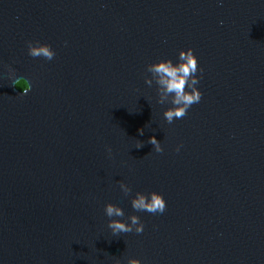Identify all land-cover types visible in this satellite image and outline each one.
<instances>
[{
	"label": "water",
	"instance_id": "1",
	"mask_svg": "<svg viewBox=\"0 0 264 264\" xmlns=\"http://www.w3.org/2000/svg\"><path fill=\"white\" fill-rule=\"evenodd\" d=\"M189 48L202 99L169 124L147 66ZM130 259L264 264V0H0V264Z\"/></svg>",
	"mask_w": 264,
	"mask_h": 264
},
{
	"label": "clouds",
	"instance_id": "2",
	"mask_svg": "<svg viewBox=\"0 0 264 264\" xmlns=\"http://www.w3.org/2000/svg\"><path fill=\"white\" fill-rule=\"evenodd\" d=\"M28 54L34 58L43 57L49 61L55 57V51L51 45L41 44L39 41L35 43L28 42ZM198 71L202 72V69L199 68L198 58L194 54V49L191 48L180 51L179 63H173L171 59H168L147 66V72L151 73V77H146L145 82L147 85L152 86L153 81H155L158 86V103L161 105L170 103L172 105L163 114L169 124L185 117L188 109L202 99L203 94L197 87L200 81V77L196 75ZM10 74L12 78L15 77L14 70L10 69ZM23 79L25 78L15 80V85L17 86L18 82ZM28 91L23 90L22 93L27 94ZM140 134L143 135V129H141ZM148 143L154 146L157 153L164 151L161 142L155 136L151 137ZM141 147H143L142 143L138 148ZM108 151L111 152V148ZM177 151H179V147ZM119 186L125 196L131 194L132 189L129 185L120 182ZM131 205L137 212L147 211L156 214L163 213L166 210L167 202L161 193L153 191L149 196V194L137 192L131 201ZM105 214L110 218L108 228L111 229L114 236L133 231L139 234L144 231V224L137 215L130 217L131 223H126L121 219H113V217H123L125 215L124 210L115 204L108 203L105 206ZM116 264H122V262L117 260ZM128 264H141V261L130 259Z\"/></svg>",
	"mask_w": 264,
	"mask_h": 264
},
{
	"label": "flooded vegetation",
	"instance_id": "3",
	"mask_svg": "<svg viewBox=\"0 0 264 264\" xmlns=\"http://www.w3.org/2000/svg\"><path fill=\"white\" fill-rule=\"evenodd\" d=\"M15 88H16V90H17L19 93H22L23 90H24V91H27V89H28L27 84H26V82H25L24 80H20V81L18 82V85H17V86L15 85Z\"/></svg>",
	"mask_w": 264,
	"mask_h": 264
}]
</instances>
